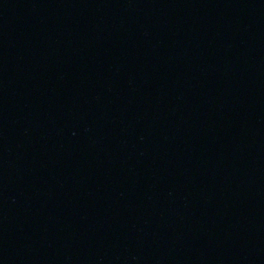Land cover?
Listing matches in <instances>:
<instances>
[{"label":"water","instance_id":"95a60500","mask_svg":"<svg viewBox=\"0 0 264 264\" xmlns=\"http://www.w3.org/2000/svg\"><path fill=\"white\" fill-rule=\"evenodd\" d=\"M0 264H264V0H0Z\"/></svg>","mask_w":264,"mask_h":264}]
</instances>
